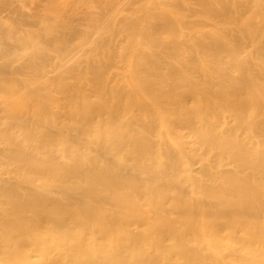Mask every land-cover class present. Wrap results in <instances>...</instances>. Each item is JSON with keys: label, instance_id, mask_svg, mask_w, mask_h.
Instances as JSON below:
<instances>
[{"label": "bare ground", "instance_id": "1", "mask_svg": "<svg viewBox=\"0 0 264 264\" xmlns=\"http://www.w3.org/2000/svg\"><path fill=\"white\" fill-rule=\"evenodd\" d=\"M0 264H264V0H0Z\"/></svg>", "mask_w": 264, "mask_h": 264}]
</instances>
